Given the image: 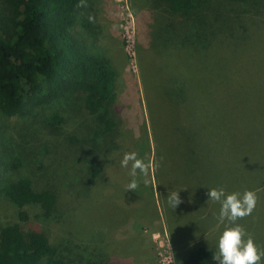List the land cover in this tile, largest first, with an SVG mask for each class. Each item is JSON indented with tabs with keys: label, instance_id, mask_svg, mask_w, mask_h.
Returning a JSON list of instances; mask_svg holds the SVG:
<instances>
[{
	"label": "rangeland",
	"instance_id": "rangeland-1",
	"mask_svg": "<svg viewBox=\"0 0 264 264\" xmlns=\"http://www.w3.org/2000/svg\"><path fill=\"white\" fill-rule=\"evenodd\" d=\"M142 1L150 2L86 0L70 29L84 52L114 62L116 143L132 136L137 158L150 165L148 175L137 170L138 188L126 190L131 162L121 167L123 156L110 153L105 137L90 141L101 123L85 110L81 93L23 116L0 113V189L27 177L36 191H56L63 203L48 217L38 205L25 206L21 221L0 193L2 223L42 232L68 264H178L190 248L178 244L198 238L218 253L220 237L235 224L264 250V0L227 6L210 54L187 46L180 52L159 25L154 38L153 12H160ZM102 15L114 28L106 46L96 36ZM177 89L182 99L173 94ZM55 113L61 122L50 127ZM192 138L200 151L190 152ZM142 145L147 157L138 150ZM210 189H223V198L252 191L255 207L235 224L221 221V204L209 199ZM173 191L182 201L175 209L168 203Z\"/></svg>",
	"mask_w": 264,
	"mask_h": 264
},
{
	"label": "trees",
	"instance_id": "trees-1",
	"mask_svg": "<svg viewBox=\"0 0 264 264\" xmlns=\"http://www.w3.org/2000/svg\"><path fill=\"white\" fill-rule=\"evenodd\" d=\"M85 1L0 0V113L6 117L23 116L70 94L81 93L85 110L101 123V129L90 141L94 144L98 136H103L110 144V153L124 156L136 152L137 142L131 136L122 137L116 143L120 125L113 119L111 109L119 81L116 66L106 55L84 52L71 33L75 12ZM247 1L150 0L149 4L142 1L141 5L160 12H153L157 17L151 24L154 38L158 37H155V29L159 25L172 34V44L180 48V52H185L187 46L189 52L198 48L210 54L219 24L224 25L222 13L226 7ZM132 7L134 9L133 4ZM84 25L87 27L86 22ZM212 62L210 59L211 66ZM173 94L184 97L178 89ZM147 108L152 125L149 105ZM60 122V115L55 113L47 123L54 127ZM146 139L148 141V137ZM189 146L190 152L200 151L202 147L200 141L193 138ZM139 147L140 154L146 151L140 150L144 145ZM93 149L98 151V146L94 145ZM145 155L147 157L146 152ZM93 175H97L96 170ZM0 193L19 210L17 215L21 221L26 219L22 211L25 206L38 205L48 217L63 205L58 202L56 191H36L27 177H19L3 186ZM195 239L176 244L190 247L181 260L175 257L178 264H218L213 258L217 252L204 241ZM172 244L176 251L177 246ZM68 263L70 260L42 232L36 229L25 232L18 223L3 224L0 215V264Z\"/></svg>",
	"mask_w": 264,
	"mask_h": 264
},
{
	"label": "clouds",
	"instance_id": "clouds-1",
	"mask_svg": "<svg viewBox=\"0 0 264 264\" xmlns=\"http://www.w3.org/2000/svg\"><path fill=\"white\" fill-rule=\"evenodd\" d=\"M79 6V5H78ZM136 152L125 153L121 160V167L127 168L131 162L130 175L132 181L127 185V191H135L138 188V181L135 179L137 170L145 177L149 173L150 165L146 164L142 159L137 158ZM147 183V181H145ZM209 199L220 202L219 218L235 224L238 219L250 215L256 204V194L252 191H246L242 197L240 193H232L225 197L223 189H210L207 193ZM223 198V199H222ZM168 203L172 208H176L182 203L178 192H171L168 196ZM247 235L245 229L239 224L234 227L227 228L219 239L218 253L213 254V258L218 264H258L264 257V250H260L254 241Z\"/></svg>",
	"mask_w": 264,
	"mask_h": 264
},
{
	"label": "crops",
	"instance_id": "crops-1",
	"mask_svg": "<svg viewBox=\"0 0 264 264\" xmlns=\"http://www.w3.org/2000/svg\"><path fill=\"white\" fill-rule=\"evenodd\" d=\"M101 10H95L93 13H99ZM90 12V10H89ZM94 16V17H93ZM93 18L97 17L95 14L92 15ZM96 24L98 25V31L99 34L96 33L97 36V43L98 45H104L107 43V39L109 38V35L111 34V28L112 27V23L111 21L106 17V15H102L101 19L99 18L96 21ZM114 29V28H113ZM114 34V33H112Z\"/></svg>",
	"mask_w": 264,
	"mask_h": 264
}]
</instances>
